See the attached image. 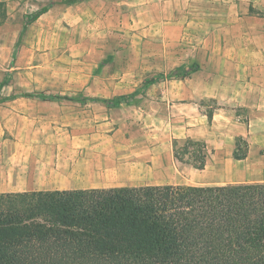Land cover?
<instances>
[{"label": "rangeland", "instance_id": "rangeland-1", "mask_svg": "<svg viewBox=\"0 0 264 264\" xmlns=\"http://www.w3.org/2000/svg\"><path fill=\"white\" fill-rule=\"evenodd\" d=\"M248 2L0 0V111H17L12 125H0V180L39 163L47 177L76 174L98 180L104 165L106 179L136 184L151 178L173 185L264 182V147L246 158L249 144L244 137L236 147L239 153L247 152L242 159L225 141L219 152L210 153L203 169L176 159L173 151L171 167L148 166L155 146L170 140L173 145L179 138V146L185 147L186 137L177 135L187 124L185 111L196 108L188 106L186 98L164 91L181 89L190 81L189 86L203 93L201 83L210 76L202 73L197 80L199 61L213 64L215 58L219 71L222 55L233 56L248 44L264 49V2ZM45 5L49 10L25 26ZM195 62L198 70L189 76L169 78L175 68L189 70ZM152 76L160 81L145 90L143 82ZM25 93L132 96L109 106L97 100H43ZM197 102L204 114L218 108L211 96ZM247 116L241 112L239 120L247 122Z\"/></svg>", "mask_w": 264, "mask_h": 264}, {"label": "trees", "instance_id": "trees-1", "mask_svg": "<svg viewBox=\"0 0 264 264\" xmlns=\"http://www.w3.org/2000/svg\"><path fill=\"white\" fill-rule=\"evenodd\" d=\"M49 8L30 15L25 26ZM183 68L169 78L189 76L198 63ZM158 81L147 78L143 88ZM25 96L119 106L132 95ZM180 141H173L175 158L205 168L206 142L187 137L180 147ZM238 150L237 159L247 156ZM0 264H264V182L0 193Z\"/></svg>", "mask_w": 264, "mask_h": 264}, {"label": "crops", "instance_id": "crops-1", "mask_svg": "<svg viewBox=\"0 0 264 264\" xmlns=\"http://www.w3.org/2000/svg\"><path fill=\"white\" fill-rule=\"evenodd\" d=\"M262 0H251L248 2L261 4ZM264 2V0H263ZM176 13L175 10L172 11ZM263 50H258L256 45L248 44L239 48L233 56L220 57L221 70L215 68L216 60L212 59V63L201 62V69L197 71V80L199 74L208 73L210 77L205 78L203 84V93L194 89L188 81V86L184 83L181 89H167L164 94L180 96L186 98L187 105H195L196 108L185 111V128L179 133V137H191L206 142L208 148V156L213 151L219 152L225 141L232 148L233 152L237 147L238 137L247 138L249 144V156L255 149L264 147V123L258 126L259 122H264V55ZM212 54V51H209ZM215 53L213 54V56ZM222 58V60H221ZM196 59H190V63ZM182 63L180 65H184ZM179 66V65H178ZM200 83V82H199ZM214 85V87H213ZM211 96L216 100L218 108L213 113L210 121L208 114L201 111L200 98ZM240 107V108H239ZM196 110V111H195ZM235 112V113H232ZM241 112L248 113L249 120L242 122L239 120ZM2 114L5 119H2ZM17 111H0V125H12V118ZM196 115L200 117L196 119ZM196 124V125H195ZM192 127H191V126ZM220 128V129H219ZM261 131V134H257ZM218 133V134H217ZM221 135V136H220ZM172 141H168L163 146L157 145L150 152V169L157 170L162 165L172 166ZM162 156H168L164 159ZM42 164H29L23 169V174L15 176L12 179L8 177L0 180V193L8 192H24L33 190H73V189H89V188H110L118 186H140V185H165L167 183L155 181H143L142 184L136 182H123V179L113 178L106 179L104 177V165H102V174L100 179L78 178L76 174H51L48 177L44 174ZM57 172V170H54ZM58 173V172H57ZM157 179V178H154ZM159 179V178H158Z\"/></svg>", "mask_w": 264, "mask_h": 264}]
</instances>
